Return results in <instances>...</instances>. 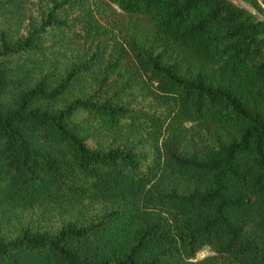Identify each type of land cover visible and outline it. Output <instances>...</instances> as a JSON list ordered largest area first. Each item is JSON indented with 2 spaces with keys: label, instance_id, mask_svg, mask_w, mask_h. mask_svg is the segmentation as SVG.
<instances>
[{
  "label": "trees",
  "instance_id": "trees-1",
  "mask_svg": "<svg viewBox=\"0 0 264 264\" xmlns=\"http://www.w3.org/2000/svg\"><path fill=\"white\" fill-rule=\"evenodd\" d=\"M244 1L0 0V264H264Z\"/></svg>",
  "mask_w": 264,
  "mask_h": 264
},
{
  "label": "rangeland",
  "instance_id": "rangeland-1",
  "mask_svg": "<svg viewBox=\"0 0 264 264\" xmlns=\"http://www.w3.org/2000/svg\"><path fill=\"white\" fill-rule=\"evenodd\" d=\"M233 1H235L238 4L245 5L250 10H252L254 13H256V11L252 9V7L249 5V3L247 1H244V0H233ZM212 253H213V251L209 246H204L196 253L195 259L202 258L203 256H206V255L212 254Z\"/></svg>",
  "mask_w": 264,
  "mask_h": 264
}]
</instances>
